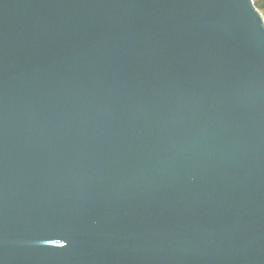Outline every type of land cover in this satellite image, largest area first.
Here are the masks:
<instances>
[{"label": "water", "instance_id": "95a60500", "mask_svg": "<svg viewBox=\"0 0 264 264\" xmlns=\"http://www.w3.org/2000/svg\"><path fill=\"white\" fill-rule=\"evenodd\" d=\"M0 264H264L253 0H0Z\"/></svg>", "mask_w": 264, "mask_h": 264}, {"label": "trees", "instance_id": "16d2710c", "mask_svg": "<svg viewBox=\"0 0 264 264\" xmlns=\"http://www.w3.org/2000/svg\"><path fill=\"white\" fill-rule=\"evenodd\" d=\"M255 3V6L259 9V11L264 16V0H253Z\"/></svg>", "mask_w": 264, "mask_h": 264}]
</instances>
